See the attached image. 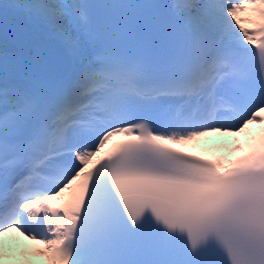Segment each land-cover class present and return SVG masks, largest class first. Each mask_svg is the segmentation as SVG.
I'll return each mask as SVG.
<instances>
[{"label": "snow or ice", "instance_id": "6c2138e0", "mask_svg": "<svg viewBox=\"0 0 264 264\" xmlns=\"http://www.w3.org/2000/svg\"><path fill=\"white\" fill-rule=\"evenodd\" d=\"M8 5L56 37L74 66L60 71L38 57L33 74L18 80L10 75L18 58L0 49V236L27 234L53 264H133L118 257L142 247L131 237L150 213L192 253L213 242L223 264H264V143L226 170L170 147L261 119L264 0L146 4L170 22L136 48L92 59L84 46L100 31L94 18L119 5ZM247 7L254 18L238 14ZM225 110L231 122L217 120ZM114 134L125 139L86 168ZM81 176L69 203H47Z\"/></svg>", "mask_w": 264, "mask_h": 264}, {"label": "bare ground", "instance_id": "6f19581e", "mask_svg": "<svg viewBox=\"0 0 264 264\" xmlns=\"http://www.w3.org/2000/svg\"><path fill=\"white\" fill-rule=\"evenodd\" d=\"M11 2L12 0H0V3L4 5H8V3H11ZM47 2H51V0H47ZM179 2H185V0H179ZM190 2H196V0H190ZM254 13H255L254 8L247 7L244 11L238 14L241 17L251 19V17L254 16ZM250 24L251 23L248 22V19H246L245 26L249 27ZM18 29L19 28H15L13 30H18ZM36 29L37 28L31 29V31L27 32V35L30 36L32 34V31H35ZM44 33L52 35L49 33V31L46 28H44ZM82 42H83V39H82ZM10 45H12L11 42H10ZM26 45L27 44H25L24 47H27ZM7 47H11V46H7ZM84 47H85V53H84L85 57L88 59H92V57H90V54H89L91 44L85 45ZM65 49H66V59H67L66 63L68 64V69H70L74 66V62L69 53V50L66 47ZM13 53L18 58L17 66H19L22 60V56L20 55L18 56V54H16L17 53L16 49L13 50ZM216 124L218 123H215L213 127L219 128L220 126L217 127ZM250 126H253V125H250ZM250 126L247 125L243 131L237 132V133L235 132V130H230V131H224L223 129L220 131L210 130V132H205V134L203 135H198V136L192 137L191 139H185L180 142H183L185 144L183 145L184 147H186V144H187L189 150L198 146V148L197 149L195 148V149L203 154L213 155L214 152H220L222 155V159H223L225 154L228 153L225 142L230 137L234 136L233 132L236 133L235 135L244 134L247 128H249ZM197 131H201V129ZM180 135H183V133H181ZM195 144H198V145L191 147L192 145H195ZM231 151L235 152L236 150L235 151L231 150ZM223 160L221 163H223ZM36 242L37 241H34L28 237H25L24 235L22 236L20 232L15 231V230L4 232L3 235L0 236V257L15 258L12 264H48L45 258V255L43 254V256H41L38 252H36V245H35ZM9 247L11 248L10 250L8 249Z\"/></svg>", "mask_w": 264, "mask_h": 264}, {"label": "rangeland", "instance_id": "374dc122", "mask_svg": "<svg viewBox=\"0 0 264 264\" xmlns=\"http://www.w3.org/2000/svg\"><path fill=\"white\" fill-rule=\"evenodd\" d=\"M30 23L32 25H30ZM17 28H19V29L18 30L9 29V32L7 33V35H4L2 32V28H0V49H7L8 51H11L12 53H13V50L16 49V52H17L16 54L21 55V53L24 49V45L26 44L27 32L31 31V29H33V28L43 29L44 27L36 24L33 21L26 19V22L21 23V25L18 26ZM10 42L12 43V45H10ZM7 46H11V47H7ZM201 131H204V130L201 129ZM206 132H210V130H207ZM235 134L236 133L233 132L234 136L230 137L225 142L226 143V149L228 151V153L225 155V157H227L228 155H230L232 153V151H231L232 149L229 147L230 142L237 140L239 137L238 134L237 135H235ZM178 143L181 145H185L183 142H180V141ZM198 144L192 145L191 147H194ZM186 147L188 148L187 144H186ZM35 245H36V252H38L41 256H43L44 253L40 251V248H38L42 245H39V243H36ZM8 249L10 250L11 248L9 247Z\"/></svg>", "mask_w": 264, "mask_h": 264}, {"label": "water", "instance_id": "95a60500", "mask_svg": "<svg viewBox=\"0 0 264 264\" xmlns=\"http://www.w3.org/2000/svg\"><path fill=\"white\" fill-rule=\"evenodd\" d=\"M26 18L15 14L9 7V5L0 4V27H2L3 22L8 24V28L12 29L22 23ZM42 35V31L38 30L35 34L31 36L29 41L35 40L37 37Z\"/></svg>", "mask_w": 264, "mask_h": 264}]
</instances>
